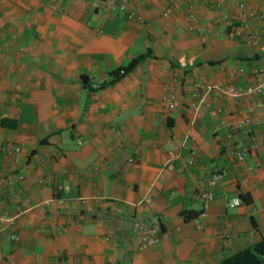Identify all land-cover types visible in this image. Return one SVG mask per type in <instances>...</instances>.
<instances>
[{
  "label": "crops",
  "instance_id": "obj_1",
  "mask_svg": "<svg viewBox=\"0 0 264 264\" xmlns=\"http://www.w3.org/2000/svg\"><path fill=\"white\" fill-rule=\"evenodd\" d=\"M122 1L0 0V264H217L264 238V98L219 91L263 77L264 0Z\"/></svg>",
  "mask_w": 264,
  "mask_h": 264
},
{
  "label": "built area",
  "instance_id": "obj_2",
  "mask_svg": "<svg viewBox=\"0 0 264 264\" xmlns=\"http://www.w3.org/2000/svg\"><path fill=\"white\" fill-rule=\"evenodd\" d=\"M97 3L109 13L122 12L126 18L131 19L137 13L135 10H128L126 4L122 0H96ZM243 7V6H241ZM240 21L244 22L243 17H239ZM119 75H124L123 70L119 71ZM261 81L255 86L249 87H235V88H219V91L233 98H242L250 95H258L264 98V71L262 72ZM218 90V89H217ZM165 103L169 109H174L176 106L177 95L175 92L169 93L165 98ZM203 98L201 99V102ZM14 151H18L15 148ZM249 152V148H242L234 153L237 159L244 158ZM220 179V174L215 173L206 181V188L200 193L201 213L203 216L209 207L210 203L214 200L212 192L213 187ZM241 200L239 198H232L228 201L230 208L240 206ZM165 234L162 229V223L159 218H151L146 220L134 219L130 225V239L137 251L145 250L157 246L163 239ZM15 240V237H12Z\"/></svg>",
  "mask_w": 264,
  "mask_h": 264
},
{
  "label": "trees",
  "instance_id": "obj_3",
  "mask_svg": "<svg viewBox=\"0 0 264 264\" xmlns=\"http://www.w3.org/2000/svg\"><path fill=\"white\" fill-rule=\"evenodd\" d=\"M146 57L145 54L135 57L124 69H117L113 73L119 76V71L123 70L124 74L133 70ZM81 82L84 87L90 88V80L87 76H82ZM182 216L185 220H190L197 217L198 213L182 211ZM217 264H264V238L254 245L239 250L236 253L222 259Z\"/></svg>",
  "mask_w": 264,
  "mask_h": 264
}]
</instances>
